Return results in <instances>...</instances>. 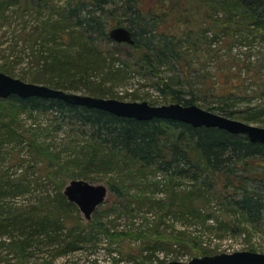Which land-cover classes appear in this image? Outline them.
I'll return each mask as SVG.
<instances>
[{
	"label": "trees",
	"instance_id": "1",
	"mask_svg": "<svg viewBox=\"0 0 264 264\" xmlns=\"http://www.w3.org/2000/svg\"><path fill=\"white\" fill-rule=\"evenodd\" d=\"M145 1L61 0L56 4L51 0H0V29L9 19L18 31L0 48L7 53L0 70L7 73L13 67L9 62L23 61L30 68L26 73H31L30 79L35 82L65 90L86 88L89 94L105 96L113 93L112 87L107 89L101 83L90 82L91 75L101 73L106 65L104 42L126 44L136 52V66H146L152 78L159 79L155 87L166 103L197 104L231 118L264 122V0H152V5ZM122 24L131 29L132 44L110 37V29ZM240 45L248 51L234 53L233 49ZM225 47L228 50L221 52ZM252 47L262 51L259 57L252 58ZM201 50H207L203 58L215 60L216 69L212 73L205 67L198 68L200 86L196 90L190 81L191 69H197L192 67V61ZM23 52L27 58L21 56L20 60L18 54ZM163 66L180 67L183 81L163 76ZM249 79L251 83L247 84ZM4 100L18 104L19 109L45 113L51 120L59 121L57 132L65 121L75 127L83 142L72 158L76 169L72 176L87 179L92 171L114 169L124 180L120 184L110 183L118 198L125 194L126 178L146 188L162 185L165 180L167 197L156 199L155 192L148 194L150 189L130 192L126 197V214L136 217L137 211L154 219L145 230H111L99 221L82 225L77 220L69 224V215L80 210L61 192L63 182L58 185L57 196H41L39 206L8 205L7 198L15 199L29 189L30 180L0 170V249L4 247L3 251L18 259L3 260L0 254V264H29L28 258H24L31 256L28 252L35 243L55 246V253L47 251L53 258L81 252L88 254L91 264H115L113 246L106 247L101 257L94 248L101 232L110 243L142 239L136 253L142 263L155 256L162 260L160 252L175 254V259L191 253H219L218 245L206 243V234L214 233L218 239L244 235L251 240L252 235L264 233V142L251 141L244 133L220 127L193 126L168 118L125 117L62 98L13 94L0 102ZM252 100L259 101L241 105ZM0 120L2 135L17 133L13 128L9 130L13 122H5V115ZM40 125L31 124L18 135L36 153H46L49 147L44 149L38 143L36 131ZM53 172L48 175L55 178ZM136 202L146 204V208L137 209ZM168 221H172V232L163 226L167 227ZM177 223L183 227L176 228ZM163 238L168 240L163 242ZM183 243L194 245L198 251H176ZM45 259L43 264L53 261ZM119 260L127 264L126 258Z\"/></svg>",
	"mask_w": 264,
	"mask_h": 264
},
{
	"label": "rangeland",
	"instance_id": "2",
	"mask_svg": "<svg viewBox=\"0 0 264 264\" xmlns=\"http://www.w3.org/2000/svg\"><path fill=\"white\" fill-rule=\"evenodd\" d=\"M52 2H55L56 4H59L61 0H51ZM146 5H152V0H146ZM6 18V17H5ZM27 18V16H26ZM13 20V19H12ZM14 22L5 19V25L1 27L0 29V41L5 40L4 43L0 45V48L5 47L8 41L15 38V34H17L13 29ZM23 21H20V25L22 27ZM12 25V26H11ZM124 25V24H122ZM29 26V25H28ZM28 30V29H27ZM30 30V29H29ZM177 31L175 28L173 29ZM8 40V41H7ZM106 43V54L108 56V59L106 61V65L104 68L100 69L101 73H96L93 76L91 75V83L98 84L101 83L102 86L104 85L105 88H111L110 92L103 97H120L123 96V100L126 101H155L154 104H163L166 103L159 90L155 87L157 83L159 82V79L152 78L151 71L144 67V69L139 68V66H136V52L132 49L131 46H128L126 44L117 45L114 42H104ZM127 43V42H122ZM129 44V43H127ZM108 49V50H107ZM228 49L222 48L221 52H225ZM203 50H201L196 56H194L192 61V67H196V70L191 69L192 77L191 82L193 83L194 87L197 90V87L200 86L199 79L197 78V70L198 68L204 67L209 72H214L216 69L215 60L213 58H210L206 56L203 58L206 54ZM244 51H248L244 45H240L239 47H235L233 49V52L243 54ZM262 52L258 47H252L251 53L254 57H259V55ZM7 53H5L3 50H0V64H3L6 60L4 56H6ZM25 53L18 54V57L20 60L23 59L22 57ZM223 54V53H222ZM22 56V57H21ZM200 59V61H199ZM25 62V61H24ZM9 65L13 66L12 69L7 71L11 76L20 78L22 80L28 81V82H35V80L30 79L31 73H26L30 70V68L27 66V64L22 62H9ZM123 66V68H117L118 66ZM141 66V65H140ZM143 66V65H142ZM114 67L117 68L116 71L112 72L110 69ZM174 70V71H173ZM31 72V71H30ZM161 74L165 77H173V79H181L183 81L184 76L182 74V71L180 70V67L175 66L174 69H172L170 66H163V69H161ZM190 81H186V83H189ZM157 82V83H156ZM35 83H41V82H35ZM250 79L247 80V84H250ZM45 84V83H41ZM187 88L188 85L184 84ZM256 86L255 84H251V86ZM188 89V88H187ZM74 92L89 94L88 90L86 88H78L77 90H70ZM92 95V94H91ZM98 96V95H97ZM259 100H252L250 103H241L242 106L246 104L253 105ZM17 107V108H16ZM19 105L15 104L11 101L4 100L0 102V118L5 115V122H13L12 124H9V130L10 128H13V130H16L17 133H6L7 135H2V132L0 131V170H7L11 176L13 177H27L28 180H30V188L27 190H23V193L21 195H17L15 199H8L5 202V204H15L17 206H30V205H37L39 206L41 204L42 198L41 196H44L45 194H50L51 196H57L58 194V185L63 182V187L61 189V192L64 191L65 185H67L70 180L73 178H77L79 176H72L73 173L76 172L75 169V162L72 161V158H75V151L76 147L81 146L83 142V138L81 136L77 137L75 127H72V125H69L67 123H62L63 128L60 131H56V128L59 121L55 122L49 118L47 114H42L36 111H29L26 109H19ZM14 109V111H12ZM19 110V112H18ZM254 125L263 126L264 122H249ZM38 126L40 127L37 129L36 133L39 136V144H42V148H47L46 153L42 150L40 153H36V150L29 146L28 141L25 140V138H22L18 135V133L23 132L22 130L28 129L30 125ZM2 125V121L0 120V126ZM13 132V131H12ZM57 135V136H55ZM55 136V138L53 137ZM67 137V138H66ZM54 138V139H53ZM48 145V146H47ZM80 149V148H78ZM52 164H54V168H52ZM56 164V165H55ZM64 167L62 168V166ZM61 165V166H60ZM61 168V169H60ZM56 174V177H51L48 175V172H52ZM106 170H98V171H92L89 174V178H87L88 181L92 183H102L105 184L108 188V193L106 196V199L101 207L98 206V208L95 210L96 214L93 213L92 217L90 219L85 218L83 213L80 212H73L71 215H69V224L76 222L77 220L80 221L82 225H87L89 221H99L106 225V227L113 229H122V228H128L132 227L137 230H145L148 229V226H150L154 219L150 218L147 213L137 212L134 216L136 217H130V215L126 214L124 212V206L127 203L126 197L135 192L140 193L142 191H146L148 189L149 193L154 194V198L156 199H162L166 193L164 190V181H162V185L154 184L150 188H146L143 184L138 185V182L129 180L128 178L125 179V183L128 185L124 187L125 194L124 196H120L118 198V194L115 192H112L110 189V183L112 184H120L122 183L123 178L119 177V174L115 172V170H111L110 172H105ZM1 173V172H0ZM153 177V176H152ZM159 177V176H157ZM85 179V178H84ZM155 180V178H154ZM123 192V190H122ZM131 192V193H130ZM20 194V193H19ZM64 194V193H63ZM167 197V195L165 196ZM130 200V199H129ZM146 200H148L146 198ZM4 202V201H3ZM145 203V201H144ZM136 202V208L139 209V207H142V209L146 208V204ZM3 208V207H2ZM0 206V210H2ZM80 210V209H79ZM94 211V212H95ZM79 213V214H78ZM78 215L80 218L78 219ZM152 222V223H151ZM170 223H167V227L163 225L165 228H167L168 232H172L173 227L169 226L172 221H168ZM169 226V227H168ZM139 227V228H138ZM176 228H182L183 226L180 223H177L175 225ZM193 228L194 227H189ZM100 241H98L97 245L94 246V248L97 250V253L101 256L104 254V250H106V247L111 248L113 246L114 251V259L117 260L115 264H123L122 262H119L120 259L126 258L125 262L127 264H157L162 263L163 261L172 260L175 259V254H165L164 252H160L158 255L160 258H163L162 260L156 258V256L149 260V258L145 259L147 260L144 263L141 262V257H136V253L139 252L141 249L142 239H131L126 238L122 240L120 243L113 242L110 243L109 238H107L102 232L98 233ZM206 243H211V245L215 244L218 245L219 252H230V251H237V250H253L264 253V233H257L252 235L251 240L246 239L244 235L240 236H232V237H225L223 239H218L217 237H214L213 234H206L205 235ZM210 238H212V241H210ZM3 239V238H2ZM168 240V239H167ZM164 240L163 242L167 241ZM187 241V240H186ZM160 242V241H159ZM171 242V241H170ZM187 243V242H185ZM183 243L180 249H176V251L180 252H188L190 250H196L194 248V245H187ZM189 243V242H188ZM180 244V243H178ZM169 245V244H168ZM171 246V245H169ZM176 247V245L174 246ZM4 248V247H3ZM3 248L0 249L1 257H3V260H6L9 257H12V262L18 261V259L15 258L13 254L8 255L7 251ZM177 248V247H176ZM55 249V246H49L47 244H39L36 243L31 247L28 252V255L25 260H28L29 264H43V261H46L45 258L53 260L50 264H91L89 262V256L87 253H81L76 252L74 254L70 255H59L55 258L51 257L50 253L47 255V251L50 250L51 253H53ZM175 249V248H174ZM2 251V252H1ZM175 251V250H174ZM55 253V251H54ZM95 253V254H97ZM138 254V253H137ZM191 254H185L181 255L178 259L180 260H188L191 258ZM201 254H197L196 256H199ZM94 256V255H91ZM179 256V255H177ZM193 257V256H192ZM24 260V261H25ZM101 260V259H98ZM152 261V262H151ZM100 263V261H98ZM109 264V263H106Z\"/></svg>",
	"mask_w": 264,
	"mask_h": 264
},
{
	"label": "water",
	"instance_id": "3",
	"mask_svg": "<svg viewBox=\"0 0 264 264\" xmlns=\"http://www.w3.org/2000/svg\"><path fill=\"white\" fill-rule=\"evenodd\" d=\"M109 35L117 42L129 44L134 42L131 29L125 25L112 27ZM13 94L22 97L62 98L70 103L101 108L120 116L137 119L157 117L176 119L193 126H215L230 132L244 133L254 142H264L263 126L231 118L197 104L184 105L179 102L151 104L147 100L126 101L114 97L84 94L47 84L28 82L0 70V99ZM63 193L68 200L78 206L85 218L90 219L98 206L104 203L108 188L102 183H92L84 178H73L65 185ZM157 264H264V253L253 250H237L193 256L185 261L172 259Z\"/></svg>",
	"mask_w": 264,
	"mask_h": 264
}]
</instances>
